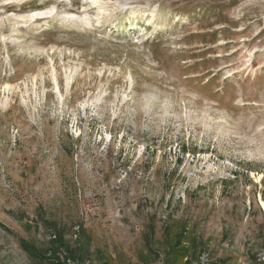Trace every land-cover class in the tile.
Listing matches in <instances>:
<instances>
[{"label": "rangeland", "instance_id": "obj_1", "mask_svg": "<svg viewBox=\"0 0 264 264\" xmlns=\"http://www.w3.org/2000/svg\"><path fill=\"white\" fill-rule=\"evenodd\" d=\"M49 222L84 264H264V0H0V264Z\"/></svg>", "mask_w": 264, "mask_h": 264}, {"label": "trees", "instance_id": "obj_2", "mask_svg": "<svg viewBox=\"0 0 264 264\" xmlns=\"http://www.w3.org/2000/svg\"><path fill=\"white\" fill-rule=\"evenodd\" d=\"M46 224L45 232L48 236V241L45 246L38 247L33 242L26 240H21L19 243L20 249L32 260L34 264H84L87 255H89V246L87 243L81 245L77 243V247H73L72 241L66 239L65 229L63 227H56L52 223ZM76 236L77 233H73ZM79 235L76 237L82 238V232L79 231ZM180 235L178 233L170 234L169 239L174 241V244L169 243L163 251V256L160 255L158 251H155L149 246L150 239L147 240L146 248L149 252V257L152 262L156 264H176L177 261L169 260L172 255H175L181 251L178 247L180 241L178 239ZM264 241V239H263ZM196 252V251H195ZM205 253L202 251L197 255L191 254L188 259L183 264H199V257ZM185 256L180 257V260ZM171 261V262H170ZM161 262V263H159ZM181 262V261H180ZM212 264H221L220 262H215Z\"/></svg>", "mask_w": 264, "mask_h": 264}, {"label": "built area", "instance_id": "obj_3", "mask_svg": "<svg viewBox=\"0 0 264 264\" xmlns=\"http://www.w3.org/2000/svg\"><path fill=\"white\" fill-rule=\"evenodd\" d=\"M199 264H209V257H208V255H206L205 253H203L199 257Z\"/></svg>", "mask_w": 264, "mask_h": 264}]
</instances>
